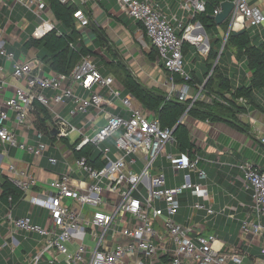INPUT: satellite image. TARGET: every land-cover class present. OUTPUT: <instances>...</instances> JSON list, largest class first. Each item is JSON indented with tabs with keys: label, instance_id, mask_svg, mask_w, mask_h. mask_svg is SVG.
<instances>
[{
	"label": "built area",
	"instance_id": "1",
	"mask_svg": "<svg viewBox=\"0 0 264 264\" xmlns=\"http://www.w3.org/2000/svg\"><path fill=\"white\" fill-rule=\"evenodd\" d=\"M9 1L12 6L18 5L32 13L48 31L55 30L44 0ZM113 1L133 23L141 26L157 53V63L171 73V81L174 83L173 75L186 81L183 44L194 46L201 54L209 50L204 34H194L201 31V26L189 22L204 12V1L181 0V17L166 12L155 0ZM259 1L258 5H249L247 0H230L233 9L226 37L231 31L264 24V0ZM220 12L218 7L213 16ZM73 19L80 27L89 25V19L79 9ZM3 32L0 31V59L6 64L12 63L10 78L22 87L4 97L2 94L9 85L4 65H0L2 156L9 159L7 148L32 156V164L23 170L9 162L3 171L0 162V181L5 174L20 193V202L29 206L27 215L13 217L17 206L12 197L1 204L4 213L0 223L6 232L0 233V252L6 253L5 263L22 247V242L15 239L22 234L23 240L28 236L37 239L32 253L22 250V258L16 264H124L125 259H130L132 264H157L163 257L167 258L166 264H244L245 257L238 247H226L212 236L192 238L190 227L175 223L179 197L184 192L202 199H208V193L201 183L206 174L198 167L200 158L188 152L167 151L168 147H174L173 129L161 128L154 112L125 94L123 86L112 75H102L90 54L82 56L68 75L43 76L34 73V60L14 62L13 53L6 49ZM11 38L16 41L15 36ZM47 90L53 92L51 97L44 94ZM201 90L202 86L188 109L196 101L204 100ZM189 91V85L180 84L173 91L176 101L185 103ZM166 98L171 99V95ZM212 99L215 98L208 97L207 101L210 103ZM226 99L232 100L230 95ZM226 99L216 100L226 106ZM34 101L47 110L50 127L46 132L38 130L33 136L38 141L31 146L26 140L21 141L13 128L27 129ZM236 103L245 104V101L240 98ZM100 121L103 124L97 126ZM43 138L47 139L45 145L40 143ZM261 141L264 142V137ZM50 151L58 153L60 159L45 156ZM43 159L51 167L61 164L63 170L40 187L41 182L30 167H39ZM158 159L161 165H157ZM164 164L174 176L184 173L180 185L167 186ZM239 169L243 175L241 186L251 194L250 214L240 221L239 233L252 239L250 242H258L261 258L252 264H264V172L248 163H242ZM192 175L198 182L192 180ZM192 208L205 209L198 202ZM34 209L46 214L44 226L32 224ZM206 211L213 213L210 208ZM159 218L164 222L161 233L154 226ZM156 241L160 243L156 245Z\"/></svg>",
	"mask_w": 264,
	"mask_h": 264
},
{
	"label": "crops",
	"instance_id": "2",
	"mask_svg": "<svg viewBox=\"0 0 264 264\" xmlns=\"http://www.w3.org/2000/svg\"><path fill=\"white\" fill-rule=\"evenodd\" d=\"M44 1L46 3V0ZM71 1L69 4L77 6L89 19V25L86 27H80L75 20L74 25L80 34L84 47L90 50V55L94 58L102 75H113V70L117 66H121L143 86L160 91L166 96L171 95V99L176 100V93L173 91L176 92L180 84H174L171 81V73L165 70L160 63H157V60L151 61L149 59L148 54L151 52V46L145 38L141 26L133 23L120 10L115 1ZM155 1L166 12L177 14L178 17L182 16V12L179 10L181 0ZM247 1H249V5L260 4L259 0ZM46 5L48 17L55 24V27L61 28L47 3ZM187 17L188 15L185 14V23H187ZM9 18L10 22L8 23ZM227 21L229 23V20ZM63 30L61 28V31ZM248 30L255 43H264V24L259 27H250ZM0 31H4L3 37L7 41L6 49L13 53L14 62L34 60V73H40L43 76L53 73L45 61L41 59L43 52H39L37 47H24L26 42L41 40L50 33L41 21L35 19L32 13L18 5L12 6L9 0H0ZM220 31L215 35V38L222 40L223 33L220 34ZM198 32L203 35L201 31H195L194 34ZM12 36H15L16 41L12 40ZM203 36H205V44L207 41L209 45L208 37L206 34ZM228 37H226L225 31L222 43H226ZM207 54H201L199 49L184 43L182 48L183 62H185L184 71L191 77L192 81L189 97L185 102L187 105L197 95L198 88L211 75L212 70L209 72L207 69ZM11 64H6L3 59H0V65H4L6 81L9 85L5 93L2 94L5 95L4 97L12 94L16 88L22 87L21 83L10 78ZM221 72L229 79L232 90L237 87L249 86L251 73L247 70L245 57L238 55L237 50L231 46L225 50V56L221 61ZM207 73L209 75L205 79ZM44 94L51 97L53 92L47 90ZM201 96L204 100L199 101L209 103L206 95L202 94ZM227 96L228 94L225 98ZM253 97L261 107H264V89L255 91ZM61 115H64V111L61 112ZM9 116L12 118L11 113ZM27 123L28 131L26 128L14 127V133L21 141L26 140L28 145H36L38 140L36 136L34 138L33 136L42 129L37 126L36 114L33 111L29 115ZM181 123L186 126L193 143V151L200 158L198 167L206 174V179L201 183L207 190L208 199L197 198L188 191L184 192L179 197V209L174 217L175 223L190 227L193 232L192 238L197 235L212 236L223 242L226 247H238L245 257L244 264L254 263L256 259L261 258L257 249L258 242H250L252 239L239 233L240 221L250 214L249 206L251 205V194L241 186L243 175L239 166L242 163H248L264 172V142L261 141L264 137V113L253 106H247V111L238 114L234 119L212 122L199 120L185 114ZM102 124L103 121H100L97 126ZM11 125L9 124V127ZM40 141L44 145L47 144L46 138L40 139ZM167 151L177 152L175 147H168ZM2 152L3 148L0 145V162L3 171L9 162L13 163L18 170L28 169L32 164V156L28 153L7 148L6 153L9 159H6L2 156ZM47 155L60 159L59 154L54 151L45 154V156ZM163 168L167 186L176 187L180 185L184 173L174 176L167 164H164ZM30 170L41 182L40 187H44V183L56 178L63 169L61 164L51 167L43 159L39 167L32 166ZM192 180L198 182L194 175H192ZM196 202L201 203L205 209L192 208ZM158 207L163 208V205L159 204ZM208 208L213 211L212 214L207 213L206 209ZM3 213L4 208L2 206V208L0 207V219ZM17 216L21 215L15 217ZM31 222L38 226H44L46 214L40 209H34ZM154 226L156 231L161 233L164 228L162 218L156 219ZM5 232V227L1 226L0 223V233L4 234ZM16 237L22 238L18 240ZM15 239L22 242V247L18 249L21 254L16 257L15 253L11 261L5 263L6 253L2 251L0 252V264H16L17 260L22 258V250L26 253H32L37 237L28 236L23 240V235L19 234L15 236ZM8 241L11 242L12 239L8 238ZM159 243V241L155 242L156 245ZM166 261L167 258L163 257L162 262L157 264H166ZM124 264H132V261L125 259Z\"/></svg>",
	"mask_w": 264,
	"mask_h": 264
},
{
	"label": "trees",
	"instance_id": "3",
	"mask_svg": "<svg viewBox=\"0 0 264 264\" xmlns=\"http://www.w3.org/2000/svg\"><path fill=\"white\" fill-rule=\"evenodd\" d=\"M203 1L205 3L204 12L196 14L189 22L198 23L209 39L207 69L212 71L209 78H207L209 73L205 75V79H207L202 85L201 94L207 97H214L215 99H212L211 103L196 101L188 109L186 103L178 102L175 99H167L162 92L143 86L121 66H117L113 70L112 75L123 86L125 94L133 96L144 109L154 112L161 128L173 129L176 151L179 153L188 152L190 156L195 154L193 143L186 126L183 123H179L185 114L199 120L213 122L234 119L238 114L246 112L247 106H253L264 113V107H261L253 97L255 91L264 89V43H255L253 37L249 34V30L244 29L242 34L237 36L229 35L222 52L219 54L221 40L217 37L215 38V35L218 34V28L221 30L226 29L228 21L217 28L212 17L213 12L226 0ZM46 3L64 30L61 31V28L55 27V30L45 35L41 40L28 41L24 44V47H37L39 52L44 53L41 59L45 61V64L48 65L53 73L68 75L82 56L90 54V50L84 47L80 34L74 25L73 14L78 8L69 3L62 4L58 0H46ZM228 46L235 48L238 55L245 57L247 70L251 73L248 87L242 86L232 90L229 79L221 72V61ZM148 57L151 61L157 60V53L154 48H151ZM172 77L174 83H185L191 87L190 76H188L186 81L177 75ZM227 94L230 95L232 100L225 98ZM240 98L246 103H236V100ZM216 99H226L227 105H222ZM32 106L33 113L36 114L37 126L46 132L50 125V117L47 110L36 101L33 102ZM9 196L12 197L14 205L21 206L25 204L20 202L18 190L11 185L7 177L3 176L0 181V204H5Z\"/></svg>",
	"mask_w": 264,
	"mask_h": 264
},
{
	"label": "water",
	"instance_id": "4",
	"mask_svg": "<svg viewBox=\"0 0 264 264\" xmlns=\"http://www.w3.org/2000/svg\"><path fill=\"white\" fill-rule=\"evenodd\" d=\"M220 8H221V12L216 15V16H213L212 19L214 20L215 22V25L217 27L221 26L224 22H226L227 20H229V23H230V13L233 9V4L230 2V1H225L223 2L221 5H220ZM201 31L202 33L205 35V32L203 30V28L201 27ZM244 30H239V31H231V34L232 36H237L239 34H242ZM225 43L223 42L221 47H220V53L224 47ZM216 63H217V60H216ZM215 63V64H216ZM182 120V119H181ZM180 120V122H181Z\"/></svg>",
	"mask_w": 264,
	"mask_h": 264
},
{
	"label": "rangeland",
	"instance_id": "5",
	"mask_svg": "<svg viewBox=\"0 0 264 264\" xmlns=\"http://www.w3.org/2000/svg\"><path fill=\"white\" fill-rule=\"evenodd\" d=\"M219 30H221V29L219 28ZM219 30H218V31H219ZM225 31H226V29L220 31V34L223 33V36H221V38H222L221 43H222V41H223ZM15 48H16V47H15ZM184 64H185V62H184ZM162 163H163V161H162ZM157 165H161V161H160V159H158V161H157ZM0 207L2 208L1 205H0ZM28 210H29V206H28V205H26V204H22L21 206L18 205V206L16 207V211L14 210V212H13V217H15L16 215L25 216V215H27ZM43 213H44V212H43ZM17 217H19V216H17ZM41 217H42V216H41ZM41 217H40V219H41ZM16 238H17L18 240H20L22 237H16ZM19 254H21V253H20V251L18 250V251L16 252V257H18Z\"/></svg>",
	"mask_w": 264,
	"mask_h": 264
},
{
	"label": "bare ground",
	"instance_id": "6",
	"mask_svg": "<svg viewBox=\"0 0 264 264\" xmlns=\"http://www.w3.org/2000/svg\"><path fill=\"white\" fill-rule=\"evenodd\" d=\"M240 20H241V19L239 18L238 22H239ZM238 22H237V23H238Z\"/></svg>",
	"mask_w": 264,
	"mask_h": 264
}]
</instances>
